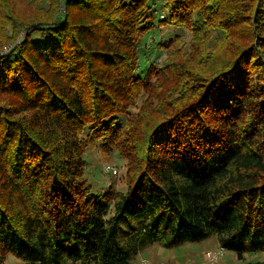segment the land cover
Wrapping results in <instances>:
<instances>
[{
    "label": "trees",
    "instance_id": "1",
    "mask_svg": "<svg viewBox=\"0 0 264 264\" xmlns=\"http://www.w3.org/2000/svg\"><path fill=\"white\" fill-rule=\"evenodd\" d=\"M169 26L189 39L142 67ZM89 149L124 160V191L93 192ZM213 236L264 252V0H0V263Z\"/></svg>",
    "mask_w": 264,
    "mask_h": 264
},
{
    "label": "rangeland",
    "instance_id": "2",
    "mask_svg": "<svg viewBox=\"0 0 264 264\" xmlns=\"http://www.w3.org/2000/svg\"><path fill=\"white\" fill-rule=\"evenodd\" d=\"M159 11H162V3L159 1ZM178 34H185L189 39V34L185 30H178L173 26L158 29L146 36L143 41V48L146 49V44L151 48L148 49L149 57L146 62L144 57V50L141 48L142 67H148L155 63L161 66L166 58L159 50L155 48L156 43L162 40H168ZM10 46L3 48L5 53ZM145 69V68H144ZM87 161V168L85 170V178L91 186L93 192L103 194L113 187L115 190L124 191L126 180V168L123 159L113 154L108 160H104L98 149H89L85 153ZM112 166L118 174L110 175L105 170V166ZM221 253V247L215 236L193 244H185L175 248H165L159 244L152 245L141 251L132 261L131 264H248V263H262L264 262V252L246 253L242 260H238L236 254L225 251L224 255ZM223 253V252H222ZM218 259H217V258ZM0 264H24V261L8 256L4 263Z\"/></svg>",
    "mask_w": 264,
    "mask_h": 264
},
{
    "label": "built area",
    "instance_id": "3",
    "mask_svg": "<svg viewBox=\"0 0 264 264\" xmlns=\"http://www.w3.org/2000/svg\"><path fill=\"white\" fill-rule=\"evenodd\" d=\"M104 170H105L107 173H110V174L115 175V176L118 174V171H117L114 167H112V166H105V167H104ZM221 254H222V251H221L220 254L217 255V257L219 258V256H220ZM221 256H222V255H221ZM221 256H220V257H221ZM217 257H216V258H217ZM218 258H217V259H218Z\"/></svg>",
    "mask_w": 264,
    "mask_h": 264
}]
</instances>
